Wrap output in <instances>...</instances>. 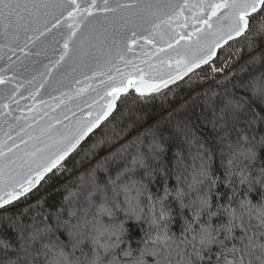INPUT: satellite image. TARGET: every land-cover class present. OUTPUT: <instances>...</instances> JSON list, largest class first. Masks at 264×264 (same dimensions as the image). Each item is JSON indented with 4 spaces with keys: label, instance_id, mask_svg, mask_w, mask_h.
Returning a JSON list of instances; mask_svg holds the SVG:
<instances>
[{
    "label": "snow or ice",
    "instance_id": "6c2138e0",
    "mask_svg": "<svg viewBox=\"0 0 264 264\" xmlns=\"http://www.w3.org/2000/svg\"><path fill=\"white\" fill-rule=\"evenodd\" d=\"M253 13H264V0H0V50L15 54L23 51L21 43L36 48L40 36L53 53L63 46L51 67L39 62L42 73L19 64L21 75L41 76L30 98L58 99L52 93L65 85L52 77L45 87L44 78L67 63L70 52L93 75L102 62L108 66L87 118L72 120L65 112L68 124L57 121L61 127L48 124L39 131L28 116L16 114V76H0V230L7 225L19 244L14 248L0 238V264H172L173 255L176 264H253L254 256L264 264V16L255 22ZM237 37L247 58L235 47ZM144 45L155 52L138 58L136 48ZM193 77L200 89L196 98L203 97L199 112L172 123L178 111L172 108L161 118L171 125L169 132L147 145L137 133V151L125 155L127 139L116 125L126 114L121 106L167 97ZM207 81V88L200 87ZM217 85L224 86L220 94L212 91ZM161 120L149 127L163 128ZM194 120L210 126L215 146L201 142ZM94 129L103 133L88 145L94 157L100 145L125 141L97 160L106 173L103 165L111 160L115 178L109 174L104 182L90 169L83 203L67 218L57 212L54 221L20 223L8 209L27 200L71 153L84 151L86 138L97 135ZM177 137L181 147L166 159L165 144ZM129 222L142 233L135 244Z\"/></svg>",
    "mask_w": 264,
    "mask_h": 264
},
{
    "label": "trees",
    "instance_id": "16d2710c",
    "mask_svg": "<svg viewBox=\"0 0 264 264\" xmlns=\"http://www.w3.org/2000/svg\"><path fill=\"white\" fill-rule=\"evenodd\" d=\"M256 17L255 22H259L260 16H264V13L259 15L252 14ZM236 48L241 49V54L246 57V48L244 47V41L239 37ZM229 43H233L230 41ZM243 62L242 60L240 61ZM233 67H236L234 65ZM260 65L257 64L256 68L259 69ZM244 73H238V76H243ZM202 79V77H201ZM187 81V77L185 78ZM211 81L204 82L200 85L202 88H207ZM197 78L193 77L191 81L181 83L180 88L174 89L173 92L168 93L167 97H157L154 100H149L147 103H141L139 107L136 106H121L125 108L126 114L121 118V121H117V128H123L124 134L127 139L128 147L125 155L134 154L137 151L136 144L132 143V140L136 137L137 133L141 134V138L144 144L147 145L155 138H163L166 133L169 132L171 125L167 120H161L162 117H167L168 113L172 111V108H177L178 111L172 117V123L182 119L184 116L191 115L199 112L198 105L201 104L203 97L196 98V92L200 89L196 87ZM229 87L231 85H228ZM223 85L215 86L212 91L220 94L223 91ZM187 102V103H186ZM115 114V113H114ZM111 119V117H109ZM194 119V117H193ZM156 120H161L164 124L163 128H150ZM127 125V127H124ZM103 128V125H102ZM195 134L201 138V142L205 143L208 147L215 146V140L211 133V128L204 127L200 121L194 120ZM264 131V129H261ZM94 132L96 136L87 138V144H85L84 151L72 153L65 161L61 163L62 166L58 167L55 171V175L49 174L50 179L42 182L41 185L33 191L27 200L21 199L20 202L14 203V206L8 209L9 213L19 214L20 223L27 225L35 224L41 220L47 222V218L51 217L54 221L55 214L57 212L67 218V211L74 206H81L83 203V196L87 189L90 187L92 175L90 169L94 170V174L97 178L104 177L106 182L108 175L115 178V171L112 170V162L109 160L103 165V167L109 168V173L103 171L102 167H97V160L102 158L110 151L119 149L120 145L124 143V140H116L113 143L103 144L96 150L98 155L94 157L92 151L89 149L90 145L96 139H99L103 133L96 129ZM113 128L108 126L106 129L107 137H112ZM130 133V135H128ZM182 140L177 137L173 141H168L165 146L168 148V154L166 159H171L172 154L181 147ZM186 149L187 145H183ZM146 150V149H145ZM145 227H147L145 225ZM130 238L135 244V241L142 235L140 228L135 222H129L128 224ZM27 231V228H26ZM173 231L179 236L180 229L179 224L173 227ZM0 238L7 239L12 246L18 247L19 244L16 240V233L4 226L3 230H0ZM256 256L259 255V251L256 252ZM15 259V256H12ZM179 257L173 255L172 264H176ZM253 264H259V261L253 257Z\"/></svg>",
    "mask_w": 264,
    "mask_h": 264
},
{
    "label": "water",
    "instance_id": "95a60500",
    "mask_svg": "<svg viewBox=\"0 0 264 264\" xmlns=\"http://www.w3.org/2000/svg\"><path fill=\"white\" fill-rule=\"evenodd\" d=\"M189 23L193 24L195 21L190 17ZM179 30L180 29H177V31ZM238 38L239 37L236 39ZM0 43L4 42L0 40ZM36 44L37 47L33 48L32 44L24 47L23 43H21L23 51L17 49L15 54L7 52L6 47L0 50V56H3V59H0V76L12 78L15 75L16 79L13 81L12 86L16 87L17 84L19 85L16 98L19 101L21 111L16 114L28 116L30 118L29 123L36 131H39L41 127L48 124H52L57 128L61 127V123H57V121L62 122V124H68L69 119L75 120L81 118V116L87 118V112L89 110L88 105L93 104L95 107L94 101L99 99L93 90L102 87L100 81L107 79L106 73L108 72V66H104L102 62L101 68L96 69V74L93 75V72L86 68L82 62L70 52L69 56L72 58L69 59L65 57L67 63L62 61V67L51 68V75L44 78L45 87H47L48 83L52 82V77H55L56 80L61 81L62 84L65 85L64 87L57 86L58 91L52 93V96L58 99H52L47 95L42 98L38 96L32 99L29 97V91L34 90L35 85L41 81V76L33 71L21 75L22 69H19V64L21 62L27 64L30 69L38 68L39 72L42 73L45 71V68L40 67L39 62L51 67L50 60H58L59 51L62 50L63 47L62 44L56 45L57 52L53 53L51 44L45 41L44 36H40ZM29 50H31V55H28V58L25 59V55L29 53ZM37 51L40 52L39 55L36 54ZM154 52L155 49L150 45H144L143 47L136 48L135 55L138 58H143L152 56ZM113 56H115V50H113L108 59L111 61ZM117 63L119 62L117 61ZM14 65L16 66L15 69L13 68ZM33 77H35V79H33ZM3 87L4 85H0V88ZM81 88L85 91L80 96H75L76 90ZM26 89L28 91H26ZM40 91L43 92V89ZM19 93H24V97H27V99L21 98ZM61 93H66V95L61 97ZM68 96H72L73 99L69 100ZM41 99L43 102H41ZM13 108H15V104H13ZM65 112H67L69 119L64 118ZM32 117L35 119L32 120ZM95 130L96 129H94V131ZM37 187L38 185L36 188Z\"/></svg>",
    "mask_w": 264,
    "mask_h": 264
}]
</instances>
